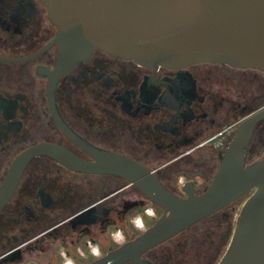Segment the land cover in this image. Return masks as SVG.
Returning a JSON list of instances; mask_svg holds the SVG:
<instances>
[{
	"label": "flooded vegetation",
	"instance_id": "obj_1",
	"mask_svg": "<svg viewBox=\"0 0 264 264\" xmlns=\"http://www.w3.org/2000/svg\"><path fill=\"white\" fill-rule=\"evenodd\" d=\"M57 34L42 0H0V264H90L164 213L126 177L77 170L47 154L34 155L3 193L28 149L54 144L87 161L96 158L86 144L120 153L185 197L188 182L198 194L210 186L238 125L264 107L249 105L254 90L264 97L263 70L150 66L99 47L60 69ZM201 151L212 158L196 160ZM250 194L122 264H218L238 218L220 233L226 210Z\"/></svg>",
	"mask_w": 264,
	"mask_h": 264
},
{
	"label": "water",
	"instance_id": "obj_2",
	"mask_svg": "<svg viewBox=\"0 0 264 264\" xmlns=\"http://www.w3.org/2000/svg\"><path fill=\"white\" fill-rule=\"evenodd\" d=\"M42 1L58 26L60 69L88 58L99 47L150 66L212 62L264 71V0ZM263 120L264 107L241 121L220 156L213 181L200 194L188 182L183 186L187 196L177 195L135 160L87 144L84 149L95 161L54 144L28 149L15 160L2 190L10 194L27 162L47 154L77 170L124 176L164 208L139 236L90 264L139 261L146 250L251 193L218 264H264V157L248 162L251 140Z\"/></svg>",
	"mask_w": 264,
	"mask_h": 264
},
{
	"label": "rangeland",
	"instance_id": "obj_3",
	"mask_svg": "<svg viewBox=\"0 0 264 264\" xmlns=\"http://www.w3.org/2000/svg\"><path fill=\"white\" fill-rule=\"evenodd\" d=\"M260 94L258 95V92L256 90H254L253 93H252V100L253 101L249 103V105L252 107V111L257 109L258 107H261L262 105H264V97L263 96L261 97ZM239 118L243 119L244 118V114H241V116ZM260 129L261 130L264 129V123L260 126ZM260 136H258L256 139H254L253 142L250 145V150H251L252 153H250L251 156L249 155L250 156L249 159H248L249 164L254 163V162L258 161L259 159H261L262 157H264V132ZM214 155H215V153H214ZM207 158L211 159L212 157L209 156L208 152H204V151L199 152L197 154V156L195 157L196 160H200V161L201 160H205ZM214 158H216V157H214ZM214 161L216 163L217 162L219 163V161H217V160H214ZM181 179H183V177ZM241 206H242V204H238L236 202V203L230 205L227 208L226 211L229 212V215H227L226 218H223L224 222L220 226V229H219L220 233L226 231V229L229 226L230 222H232L233 226H235V221H236V218H237V215L239 213V210H240ZM222 215H223L222 212H220L218 214L217 218L222 216ZM199 226L204 228L205 224H203V225L200 224L197 227H199ZM202 238L203 237H201V239ZM227 245H228V243L226 242V243H224L221 246L220 257L223 255L224 251L226 250Z\"/></svg>",
	"mask_w": 264,
	"mask_h": 264
},
{
	"label": "trees",
	"instance_id": "obj_4",
	"mask_svg": "<svg viewBox=\"0 0 264 264\" xmlns=\"http://www.w3.org/2000/svg\"><path fill=\"white\" fill-rule=\"evenodd\" d=\"M250 153H252V152L250 151ZM250 153H249V155H250ZM250 156H251V155H250ZM250 156H248V159H249Z\"/></svg>",
	"mask_w": 264,
	"mask_h": 264
}]
</instances>
